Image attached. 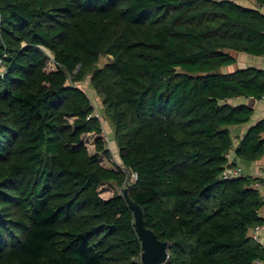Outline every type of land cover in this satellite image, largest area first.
I'll return each mask as SVG.
<instances>
[{
	"label": "trees",
	"instance_id": "1",
	"mask_svg": "<svg viewBox=\"0 0 264 264\" xmlns=\"http://www.w3.org/2000/svg\"><path fill=\"white\" fill-rule=\"evenodd\" d=\"M233 52L264 57V13L236 0H0V264H140L125 188L165 264L263 260L258 178L223 172L230 126L253 113L227 100L263 97L264 69L222 72ZM262 133L237 139V161L262 160Z\"/></svg>",
	"mask_w": 264,
	"mask_h": 264
},
{
	"label": "crops",
	"instance_id": "2",
	"mask_svg": "<svg viewBox=\"0 0 264 264\" xmlns=\"http://www.w3.org/2000/svg\"><path fill=\"white\" fill-rule=\"evenodd\" d=\"M258 6H259V10L262 13H264V4L263 5L258 4ZM232 54L235 57V62L233 64L221 67L222 72H232L236 69L250 67V66L264 69L263 56H254L244 52H233ZM227 102L232 105L248 104L249 99L245 97H235L228 99ZM252 108H253V113L251 115L249 122L230 126L229 129L232 137H235L238 140H240L244 135V133L246 132V130L248 129V127L264 119V96L252 101ZM262 134L264 136V133ZM261 162L262 160L258 162L244 164L237 161L238 164L242 165L244 175L250 176L254 179L258 178ZM260 192H261V197H264V180ZM259 218H260V223L264 224V203L262 204V207L259 210ZM250 233H251V229L249 231V234ZM257 242L264 247V227L261 228L259 231V240ZM260 264H264V259L260 261Z\"/></svg>",
	"mask_w": 264,
	"mask_h": 264
},
{
	"label": "rangeland",
	"instance_id": "3",
	"mask_svg": "<svg viewBox=\"0 0 264 264\" xmlns=\"http://www.w3.org/2000/svg\"><path fill=\"white\" fill-rule=\"evenodd\" d=\"M236 1L245 7H251V8L258 7L256 9L259 10L258 4L256 2H254L253 0H236ZM47 53H49V52H47ZM107 59H108L107 57L102 56L98 62V65L99 66L103 65L107 61ZM54 69H55L54 63H53L52 58L50 57L49 61L47 62L46 70L51 71ZM81 85L84 88V90L87 92L88 96L90 97L91 102H92L96 112H98L101 116H104L105 114H104L103 106L101 104V99H102L101 96L98 95V93L93 88H91L90 84H88V79H86ZM105 121H106V123L104 125V132L107 133V135H108L109 143L107 146L110 148V150L112 152L113 160L110 161V160H106V159L102 158L101 163L104 166L114 168V162L113 161H117L119 159L117 157V149H116L115 143H114V141L111 142L112 136H113V127L110 124V122L108 121V119H106ZM95 137H96V135L93 133L92 134L91 133L85 134L82 136V140L86 144L90 153L94 152V139H95ZM130 180H132V176H130V178L128 176V181H130ZM114 191H115V188L113 186H110L109 184H106V183L101 184L99 187L100 195L104 199L110 198L113 195Z\"/></svg>",
	"mask_w": 264,
	"mask_h": 264
},
{
	"label": "water",
	"instance_id": "4",
	"mask_svg": "<svg viewBox=\"0 0 264 264\" xmlns=\"http://www.w3.org/2000/svg\"><path fill=\"white\" fill-rule=\"evenodd\" d=\"M254 98L249 99L250 105ZM237 162V157H233V163ZM123 196L133 212L135 230L141 242L140 262L142 264H165L168 259V242L161 241L155 233L144 226L141 208L136 205L127 195V188L123 190Z\"/></svg>",
	"mask_w": 264,
	"mask_h": 264
},
{
	"label": "built area",
	"instance_id": "5",
	"mask_svg": "<svg viewBox=\"0 0 264 264\" xmlns=\"http://www.w3.org/2000/svg\"><path fill=\"white\" fill-rule=\"evenodd\" d=\"M2 71H3V68L2 66L0 65V75L2 74ZM3 75V74H2ZM94 115L95 117H97L102 126L105 125L106 121L104 118H102V116L96 112V110H94ZM102 136L105 138V141L107 143H109V139H108V135L107 133H105L103 131L102 133ZM237 144V139H233V143H232V146L231 148L229 149V151L226 152L225 156L226 158L228 159V161L230 162L231 160H233V153H234V150H235V146ZM244 175L243 173V167L242 165L240 164H236L234 167L232 168H228L226 169L224 172H223V177L224 178H228V177H238V176H242ZM132 176V180H134L136 178V174L135 173H132L131 174ZM263 180H264V155L262 157V162H261V167H260V170H259V174H258V180L255 182V187L258 188L259 190L261 189V187L263 186ZM262 201L264 203V197H262ZM264 227V224H261V223H258L256 225H254L251 229V233L249 234V236L254 240V241H258L259 240V231L261 228ZM260 261L261 260H256L255 261V264H260ZM140 264H142L140 262Z\"/></svg>",
	"mask_w": 264,
	"mask_h": 264
},
{
	"label": "clouds",
	"instance_id": "6",
	"mask_svg": "<svg viewBox=\"0 0 264 264\" xmlns=\"http://www.w3.org/2000/svg\"><path fill=\"white\" fill-rule=\"evenodd\" d=\"M139 260H140V258H139Z\"/></svg>",
	"mask_w": 264,
	"mask_h": 264
}]
</instances>
